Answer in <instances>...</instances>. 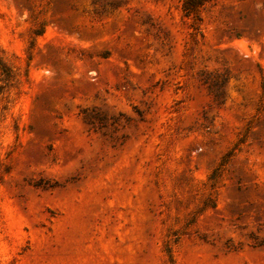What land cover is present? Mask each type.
Listing matches in <instances>:
<instances>
[{
  "label": "rangeland",
  "instance_id": "rangeland-1",
  "mask_svg": "<svg viewBox=\"0 0 264 264\" xmlns=\"http://www.w3.org/2000/svg\"><path fill=\"white\" fill-rule=\"evenodd\" d=\"M183 2L0 0V264H264V0Z\"/></svg>",
  "mask_w": 264,
  "mask_h": 264
},
{
  "label": "trees",
  "instance_id": "trees-1",
  "mask_svg": "<svg viewBox=\"0 0 264 264\" xmlns=\"http://www.w3.org/2000/svg\"><path fill=\"white\" fill-rule=\"evenodd\" d=\"M183 11L186 16H191L192 14H196L199 7H201L206 0H183ZM37 34H42V33H37ZM0 71L1 75L5 77L6 79L10 78V72L9 69L7 68L5 62L3 59L0 57Z\"/></svg>",
  "mask_w": 264,
  "mask_h": 264
}]
</instances>
